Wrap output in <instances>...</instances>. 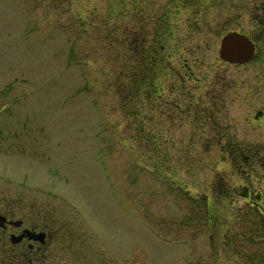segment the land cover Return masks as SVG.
Segmentation results:
<instances>
[{
    "label": "rangeland",
    "instance_id": "374dc122",
    "mask_svg": "<svg viewBox=\"0 0 264 264\" xmlns=\"http://www.w3.org/2000/svg\"><path fill=\"white\" fill-rule=\"evenodd\" d=\"M262 7L0 0V211L48 227L40 264H264V171L210 146L264 148ZM226 30L251 62H218ZM154 40L149 95L132 56Z\"/></svg>",
    "mask_w": 264,
    "mask_h": 264
},
{
    "label": "flooded vegetation",
    "instance_id": "af4514ba",
    "mask_svg": "<svg viewBox=\"0 0 264 264\" xmlns=\"http://www.w3.org/2000/svg\"><path fill=\"white\" fill-rule=\"evenodd\" d=\"M216 145L221 155L229 159V162L239 168L241 173L247 174L249 171L251 174H257V169L264 171V148L262 146H245L220 130H215L210 146ZM232 196L227 195V197ZM250 196L255 197L256 194L247 195V197ZM240 197L245 198L244 193ZM252 205L259 206V203L255 202ZM14 217V212L11 210L0 211V256L3 257L0 264H40L42 251L49 246L48 241L51 238L48 227H30L24 221L16 220ZM53 231L58 233L56 229Z\"/></svg>",
    "mask_w": 264,
    "mask_h": 264
},
{
    "label": "water",
    "instance_id": "95a60500",
    "mask_svg": "<svg viewBox=\"0 0 264 264\" xmlns=\"http://www.w3.org/2000/svg\"><path fill=\"white\" fill-rule=\"evenodd\" d=\"M252 45L242 36L227 34L221 40L219 56L229 63L242 64L252 56Z\"/></svg>",
    "mask_w": 264,
    "mask_h": 264
},
{
    "label": "trees",
    "instance_id": "16d2710c",
    "mask_svg": "<svg viewBox=\"0 0 264 264\" xmlns=\"http://www.w3.org/2000/svg\"><path fill=\"white\" fill-rule=\"evenodd\" d=\"M143 57H146V58H148V60H149V62L151 61V60H153L152 58H153V54L149 51V50H146L145 51V53H144V56ZM143 57H142V59H143ZM139 65V64H138ZM151 65H152V63H151ZM150 65V66H151ZM140 67V66H139ZM154 70V69H153ZM153 70H151V69H149V68H147V70L146 71H141V69H140V76H138L137 78H138V87H139V85H140V87H143L146 91L147 90H149L150 91V89L151 88H153V86H151L152 84H150V80H151V76L153 75ZM131 80L134 82V80H133V78L131 77ZM140 89L141 88H139L138 90H137V93L138 92H140ZM142 90V89H141ZM3 257H1L0 256V261H2L1 259H2ZM9 264V263H8Z\"/></svg>",
    "mask_w": 264,
    "mask_h": 264
}]
</instances>
